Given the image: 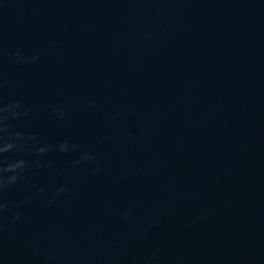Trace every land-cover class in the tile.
Listing matches in <instances>:
<instances>
[{
    "label": "water",
    "instance_id": "water-1",
    "mask_svg": "<svg viewBox=\"0 0 264 264\" xmlns=\"http://www.w3.org/2000/svg\"><path fill=\"white\" fill-rule=\"evenodd\" d=\"M154 7L0 0V104L21 101L12 131L35 136L8 153L31 167L6 201H33L21 222L5 213L0 264H264V0ZM85 152L96 175L72 165ZM64 184L72 194L46 205Z\"/></svg>",
    "mask_w": 264,
    "mask_h": 264
},
{
    "label": "clouds",
    "instance_id": "clouds-1",
    "mask_svg": "<svg viewBox=\"0 0 264 264\" xmlns=\"http://www.w3.org/2000/svg\"><path fill=\"white\" fill-rule=\"evenodd\" d=\"M147 2L152 3L155 7L152 9L154 18H158L160 13L166 9V6L171 2H186V0H147ZM182 11V10H181ZM167 34V29H161L158 34L153 32H148L145 34V40H152L154 37L162 40L164 36ZM19 57V53L16 54ZM32 61H35L37 57L33 56L30 58ZM18 63H24L23 59H18ZM7 81L0 80V88H3L6 85ZM94 101L88 102V107H92L94 105ZM22 102L19 100L13 101L7 104H0V237L10 231L11 225L4 221L5 213L11 214V224H16L17 222L22 221V216L19 209L23 203H31L33 201L32 197L27 198L23 202H17L13 204H9L6 201L3 193L7 190H10L14 186L18 185L20 182L27 179L26 173L29 171L31 165L28 161L24 159H11L8 156V153L12 151H16L17 153L27 150L28 141L35 140V136H26L22 132H13L9 120L11 119H20L22 117H27L29 115V110L24 109L21 111ZM214 108H210L209 111H214ZM53 111L58 115L60 119H63L66 113L59 107L53 109ZM115 117H113L114 119ZM106 139V137H105ZM78 145L72 144L71 149H76ZM48 149L44 147H40L35 149L36 153L43 154ZM70 150V146L67 142H63L60 145V151L68 152ZM96 162V166L92 168L91 175H96L99 171V162L96 155L92 153L85 152L79 159L74 160L72 165L79 166L84 163ZM36 167H44L51 168V162H47L41 164L39 160L32 162ZM74 186L70 187L69 185H60L54 192L53 196L45 201L46 205H50L56 197L61 195H71L74 191ZM44 189H39V193L42 195L44 193ZM162 209L158 210L154 215L150 216L146 220L145 227H142L139 231L143 233L145 236L148 234V230L155 228L157 224L161 220ZM123 217L128 219L131 215L129 210H125L123 212ZM198 219V218H197ZM195 220L189 221L188 225L195 223ZM55 235V234H53ZM34 254L40 255L41 247L39 244H34ZM156 252L149 253L144 257H141L137 264H156ZM49 261H55L56 257L52 254L47 256Z\"/></svg>",
    "mask_w": 264,
    "mask_h": 264
}]
</instances>
